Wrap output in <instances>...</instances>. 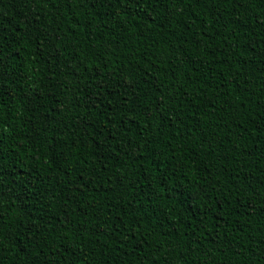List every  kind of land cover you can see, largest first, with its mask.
<instances>
[{
    "label": "trees",
    "instance_id": "16d2710c",
    "mask_svg": "<svg viewBox=\"0 0 264 264\" xmlns=\"http://www.w3.org/2000/svg\"><path fill=\"white\" fill-rule=\"evenodd\" d=\"M0 264H264V0H0Z\"/></svg>",
    "mask_w": 264,
    "mask_h": 264
}]
</instances>
